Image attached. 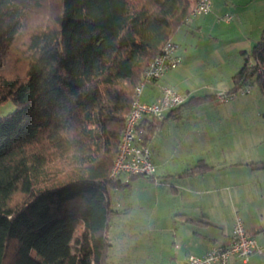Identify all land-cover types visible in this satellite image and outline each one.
I'll list each match as a JSON object with an SVG mask.
<instances>
[{"label": "trees", "instance_id": "obj_1", "mask_svg": "<svg viewBox=\"0 0 264 264\" xmlns=\"http://www.w3.org/2000/svg\"><path fill=\"white\" fill-rule=\"evenodd\" d=\"M189 6L0 0V105H15L0 116V264H105L119 211L109 189L143 175H111L135 87ZM243 59L230 90L253 83L264 95V34ZM164 118L143 116L135 143L147 145Z\"/></svg>", "mask_w": 264, "mask_h": 264}, {"label": "crops", "instance_id": "obj_2", "mask_svg": "<svg viewBox=\"0 0 264 264\" xmlns=\"http://www.w3.org/2000/svg\"><path fill=\"white\" fill-rule=\"evenodd\" d=\"M217 2L219 3L218 0ZM227 2L234 5L233 11H229L230 8L227 7L223 9V13L229 12L232 15L231 20L225 21L219 17L220 15H211L208 20L200 21L201 15L191 16L186 23L177 28L171 38L176 43L174 40L182 28L192 33L196 29H201L209 20L214 23L223 22L226 28L236 19L238 29L241 30L236 46L242 63L236 66L235 72L229 73L227 87H220L222 81L215 83L216 78H210L209 82L202 80L195 86L189 85L186 51L177 50L176 52L182 56L181 66L173 68L174 70L170 69L160 79L145 84L140 96L142 101H153L159 95L160 87L168 85L186 98L181 106L165 112L161 127L147 143L156 170L151 178L146 175L145 177L149 182L157 183L163 188L168 184L169 192L165 194L178 201L177 207H170L171 211L164 216L165 220L171 219L170 225H164L167 226L164 230L167 231L169 239L159 237L160 233L155 239V245L159 248L162 243L167 253L160 255L159 249L157 253L154 251L153 255L157 260L167 264H182L188 254L201 255L217 243L228 244L232 226L229 233H223L218 240L198 228L213 225L211 216L218 210L224 216L231 214L232 218L239 214L242 221L245 216L246 221H243V224L246 230L253 235L258 244L264 246V153L255 154L234 149L231 142L227 144L224 140L223 143L224 136H214V131L211 134L207 133L209 126L213 129L212 125L216 120H220L222 113L231 112L233 105L218 102L214 97L215 92L219 90L218 88L235 87L232 77L244 63L243 51H249L264 34V0H223V4ZM220 7L222 6L215 10L220 12ZM249 7L261 19L255 22L253 29L245 21L244 11ZM251 30L254 31L250 32ZM183 43L186 44L185 40L181 41V44ZM203 96L209 98L196 101ZM212 103L223 104L226 108L219 109V113L216 107L210 106ZM207 107L213 109L212 114L207 113L209 109ZM200 163L209 166L204 173L181 175L185 170ZM139 176H133L129 184ZM223 205L228 206V210ZM229 264H264V249L261 252H253L247 261L233 256Z\"/></svg>", "mask_w": 264, "mask_h": 264}, {"label": "rangeland", "instance_id": "obj_3", "mask_svg": "<svg viewBox=\"0 0 264 264\" xmlns=\"http://www.w3.org/2000/svg\"><path fill=\"white\" fill-rule=\"evenodd\" d=\"M218 1L219 3L214 0L213 4L212 0L211 13L204 14L205 16L201 15L199 17L200 21L208 20L211 15L223 17L225 15L223 9L227 7L230 8L229 11H233L232 6L234 5L231 2L223 4V0ZM218 6H222L220 12L224 15L215 10ZM244 12L246 23L253 29L255 22L261 20L258 17L259 15H256L251 7ZM226 14H229V12H226ZM223 24V22L214 23L209 20V22L203 24L201 29L189 33L182 28L176 36V40H174L177 43L176 51H186L187 64H189L188 69H186L189 72L187 82L189 85L195 86L202 80L209 82L210 78H216L215 83L222 81L220 87H227L229 73L231 71L235 72L236 66L241 65L242 57L236 46L241 31L238 29L237 20L234 19L230 27L225 28ZM182 40H185V45L184 43L181 44ZM181 51L180 54H182ZM179 56L182 58L181 55ZM223 81H226V83H223ZM249 88L250 90L246 94L238 95L228 103H224L228 106L233 104L231 105V112L222 113L220 120H216L214 123L215 127L212 125L213 129H211V126H209L207 133L211 134L214 131V136H224L222 137L223 143L224 140L227 144L231 142L234 149L260 154L264 153V116H262L264 114V95H262L256 84L252 83ZM225 105L212 103L210 106L216 107L219 111V109H225ZM207 108H209L207 113L212 114L213 109L211 107ZM14 109V103L8 100L0 105V116L7 115ZM124 181H127V179L124 178ZM161 187L157 183L149 182L145 175H140L138 178L131 180L129 185L109 189L111 206L119 209V211L113 214L111 225L108 228L112 245L105 256V264H167V262L157 260L153 255L154 251L157 253L159 249L160 255H166L167 253V249L163 248L162 243L159 248L155 245V239L158 233H160L159 237L169 239L167 231L164 230V227L167 226L164 225H170L171 219L165 220L164 216H167V213L171 211L170 207H177L178 201L174 197L170 198L165 194L169 192L167 189L169 188L168 184L164 185L162 190ZM258 191L260 192V189ZM225 205L223 206L228 210V206ZM232 220L231 214L224 216L218 210L211 216L213 225L198 228L218 240L223 236V233H229ZM243 221H246L245 216H243ZM159 226H162L161 229ZM216 245L220 244L217 243Z\"/></svg>", "mask_w": 264, "mask_h": 264}, {"label": "built area", "instance_id": "obj_4", "mask_svg": "<svg viewBox=\"0 0 264 264\" xmlns=\"http://www.w3.org/2000/svg\"><path fill=\"white\" fill-rule=\"evenodd\" d=\"M212 0H193L190 2L188 19L195 15H204L210 12ZM225 21L232 18L231 14L221 17ZM181 63V57L176 53V44L168 40L162 51L155 56L144 69L139 82L135 87V96L128 113L119 145L111 170L112 176L121 174H155V164L151 150L147 145L135 143V127L143 116L164 118L167 110L174 109L185 102V96L170 86H161L157 98L153 101L140 99L143 87L147 83L160 79L165 72ZM249 60V64H252ZM251 84L240 86L234 90L219 89L215 92L218 102H228L238 95L246 94ZM264 246L257 243L253 235L248 232L239 214H235L232 221V232L228 244L213 245L201 255L188 254L182 264H229L231 257L247 261L253 252H261Z\"/></svg>", "mask_w": 264, "mask_h": 264}]
</instances>
